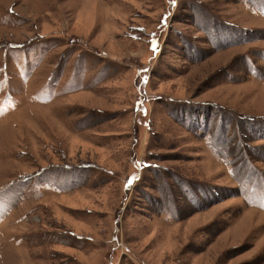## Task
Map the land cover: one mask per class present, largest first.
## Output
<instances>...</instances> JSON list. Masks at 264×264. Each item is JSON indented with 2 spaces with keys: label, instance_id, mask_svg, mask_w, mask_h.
<instances>
[{
  "label": "rangeland",
  "instance_id": "374dc122",
  "mask_svg": "<svg viewBox=\"0 0 264 264\" xmlns=\"http://www.w3.org/2000/svg\"><path fill=\"white\" fill-rule=\"evenodd\" d=\"M0 264H264V0H0Z\"/></svg>",
  "mask_w": 264,
  "mask_h": 264
}]
</instances>
